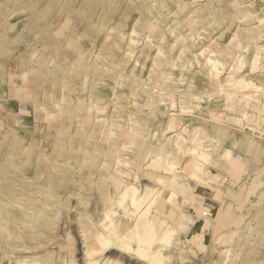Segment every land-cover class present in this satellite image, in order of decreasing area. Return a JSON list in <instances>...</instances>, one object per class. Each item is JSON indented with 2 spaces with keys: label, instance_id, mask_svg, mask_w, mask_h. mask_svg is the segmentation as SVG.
<instances>
[{
  "label": "rangeland",
  "instance_id": "obj_1",
  "mask_svg": "<svg viewBox=\"0 0 264 264\" xmlns=\"http://www.w3.org/2000/svg\"><path fill=\"white\" fill-rule=\"evenodd\" d=\"M259 39L264 0H0V264H264Z\"/></svg>",
  "mask_w": 264,
  "mask_h": 264
},
{
  "label": "bare ground",
  "instance_id": "obj_2",
  "mask_svg": "<svg viewBox=\"0 0 264 264\" xmlns=\"http://www.w3.org/2000/svg\"><path fill=\"white\" fill-rule=\"evenodd\" d=\"M20 2H16V4H19ZM136 4V3H135ZM145 10H146V12H149L148 11V8H145ZM13 15V14H12ZM12 15H10V16H12ZM9 16V17H10ZM6 18V17H5ZM8 18V17H7ZM257 37V33L256 34H254V36H253V38H252V41L255 43L256 41H255V38ZM259 41H260V39H259ZM264 46V41H263V39L260 41V47H263ZM93 50H94V48H93ZM206 62L208 63V65H210L211 67H214V69L215 70H217V68H218V66H220V65H222L223 66V64L219 61V60H217L216 58H213V57H207L206 58ZM231 81H235V82H237V83H245L246 85H250L251 84V82H245V80L243 79V78H235L234 80H231ZM181 117H176V121L178 120V121H181ZM250 144H253V142H251ZM188 150H190L192 153H194V151H195V147H190ZM231 154V151L230 150H228V152H227V155H230ZM170 165H173V164H170ZM127 190V188L125 189V191ZM164 225V224H163ZM154 254H152V256H153ZM156 256V255H155ZM90 264H94V261L93 262H91Z\"/></svg>",
  "mask_w": 264,
  "mask_h": 264
}]
</instances>
